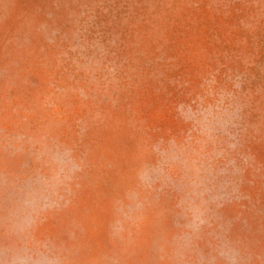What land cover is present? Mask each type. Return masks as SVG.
<instances>
[{"label":"rangeland","instance_id":"374dc122","mask_svg":"<svg viewBox=\"0 0 264 264\" xmlns=\"http://www.w3.org/2000/svg\"><path fill=\"white\" fill-rule=\"evenodd\" d=\"M264 264V0H0V264Z\"/></svg>","mask_w":264,"mask_h":264},{"label":"clouds","instance_id":"9594fccd","mask_svg":"<svg viewBox=\"0 0 264 264\" xmlns=\"http://www.w3.org/2000/svg\"><path fill=\"white\" fill-rule=\"evenodd\" d=\"M13 264H27V261L21 259L19 261H14Z\"/></svg>","mask_w":264,"mask_h":264}]
</instances>
